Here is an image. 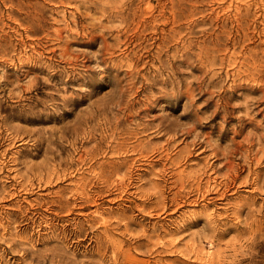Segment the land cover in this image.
I'll list each match as a JSON object with an SVG mask.
<instances>
[{
	"label": "rangeland",
	"instance_id": "rangeland-1",
	"mask_svg": "<svg viewBox=\"0 0 264 264\" xmlns=\"http://www.w3.org/2000/svg\"><path fill=\"white\" fill-rule=\"evenodd\" d=\"M0 264H264V0H0Z\"/></svg>",
	"mask_w": 264,
	"mask_h": 264
}]
</instances>
